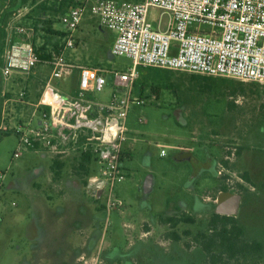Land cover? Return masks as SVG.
<instances>
[{"label": "rangeland", "instance_id": "1", "mask_svg": "<svg viewBox=\"0 0 264 264\" xmlns=\"http://www.w3.org/2000/svg\"><path fill=\"white\" fill-rule=\"evenodd\" d=\"M57 1L27 0L9 16V28L0 36V55L12 42H31L37 48L50 45L51 36L40 26L45 20L49 22L45 27L58 32L63 28L61 14L53 11ZM11 2L0 0V13ZM160 13L149 9L147 18L153 27L159 19L165 26L168 16ZM96 22L84 13L79 24L82 31L74 35L80 37L94 29L96 38L93 32L82 37L87 45L74 54L68 51L67 56H75L86 67L127 71L130 59L109 55L115 33L98 29ZM16 28H23L24 33H16ZM196 28L209 30L205 25ZM44 66L39 64L32 74L13 75L9 80L0 76V264H199L205 255L191 236L205 231L223 187L240 196L236 220L244 238L263 240L264 84L137 67L132 96L144 102L129 105L124 145L130 157L123 161L124 180L112 190L117 205L108 209L105 197L96 199L95 189L82 183L85 176L75 172L76 154L65 156L59 177L49 170L50 156L24 151L13 158L18 142L13 130L24 125L31 111L25 105L29 93L37 98L44 90L40 82H31L34 73L43 72L46 79L50 69ZM73 79L54 80L52 85L70 92ZM105 79L103 90L93 95L96 101H107L114 88L112 78L105 75ZM228 147H235L236 152L225 161ZM87 168L89 174H99L94 162ZM75 175L79 190L67 184ZM147 177L150 191L144 194L142 184ZM26 187L38 196L42 208L58 214L55 219L61 234L57 232L59 243L51 252L40 253V246L33 242L36 221L34 216L31 219L28 200L34 195ZM180 202L186 203L184 210ZM76 212L85 216L76 219ZM180 212L193 216L195 223L179 224L175 231L180 240L175 242L164 236L169 229L158 218ZM82 224L88 225L83 235L68 230ZM186 231L190 236L184 235ZM62 239L68 247L61 245ZM83 239L88 246L81 247Z\"/></svg>", "mask_w": 264, "mask_h": 264}, {"label": "built area", "instance_id": "2", "mask_svg": "<svg viewBox=\"0 0 264 264\" xmlns=\"http://www.w3.org/2000/svg\"><path fill=\"white\" fill-rule=\"evenodd\" d=\"M149 9L168 16L165 26L159 19L153 27L147 18ZM84 13L115 33L110 55L130 59L127 71H105L67 60L66 51L77 45L74 34ZM59 22L63 36L47 52L48 58L41 59L30 42H12L3 51L0 76L4 80L29 74L39 64L50 68L39 102L45 109L34 126L14 128L18 142L13 158L24 151L53 157L90 154L99 174L92 173L87 182L95 189L96 199L105 197L108 209L117 205L114 185L125 178L123 145L129 105L144 102L132 96L137 67L264 84V0H79L60 15ZM201 25L209 30L196 28ZM16 33L24 29L16 28ZM75 70L78 81L72 94L52 87V81L67 79ZM105 75L112 78L114 88L107 101H96L93 95L103 90ZM227 151L225 161L234 157L236 148Z\"/></svg>", "mask_w": 264, "mask_h": 264}, {"label": "trees", "instance_id": "3", "mask_svg": "<svg viewBox=\"0 0 264 264\" xmlns=\"http://www.w3.org/2000/svg\"><path fill=\"white\" fill-rule=\"evenodd\" d=\"M10 5L6 6L2 14H0V36L5 35L6 20L27 0H10ZM36 1V0H32ZM79 4V0H58L57 5L53 8L58 14H64L69 8ZM41 9L45 11V5H41ZM48 21L43 20L40 27L44 33H46L50 40L56 41L63 36L61 31H55L51 27H45ZM55 46V45H54ZM41 59L48 58L45 45L36 49ZM157 68H154L156 70ZM157 97L158 93L156 89L151 90ZM142 90H140L139 96ZM9 133L3 136H8ZM93 162V158L90 154H81L78 160V166L75 168L76 172L80 176H87L89 173L87 165ZM54 168L57 171L53 172L54 177L59 176L58 170L62 167H57V162L53 160ZM244 179L249 181L247 175L244 174ZM261 188L264 189V182L261 184ZM228 190L222 188L221 193H226ZM158 222L162 226L168 227L169 231L164 234L168 239L175 242L180 240V235L175 231L179 224H194L195 219L193 216L180 212L167 217H159ZM185 236H190L189 232H184ZM192 242L198 246L205 255V260L199 264H264V233L263 240H248L244 238V231L238 224L236 217L225 216L217 213H213L206 224L205 231L197 232L191 236ZM187 248L189 247L186 244ZM196 264V263H190Z\"/></svg>", "mask_w": 264, "mask_h": 264}, {"label": "crops", "instance_id": "4", "mask_svg": "<svg viewBox=\"0 0 264 264\" xmlns=\"http://www.w3.org/2000/svg\"><path fill=\"white\" fill-rule=\"evenodd\" d=\"M6 8V7H5ZM4 8V9H5ZM2 12H3V10L1 11V13L0 14H2ZM89 15V14H88ZM90 16V15H89ZM90 18H92L91 16H90ZM96 20V19H95ZM97 21V20H96ZM7 24V23H6ZM96 25H97V28L98 29H100V30H102V31H107V30H105L104 28H102L99 24H98V21L96 22ZM6 28H9V26H8V24H7V27ZM78 29L80 30V32L82 31V29L81 28H79V26H78ZM77 29V30H78ZM60 31H62V29L60 30ZM77 32V31H76ZM91 32H93L94 33V37L96 38V35H95V31H94V29H92V30H90V31H88V32H86L87 34L86 35H80V37L79 36H76V39H77V45H76V47H75V49H73V50H68V51H70L71 52V54L73 53H75L76 52V50L77 49H79L80 47H81V49L83 48V47H85L86 45H87V43L86 42H84L83 41V43H82V37H86L88 34H90ZM114 37H115V35L113 36V40H114ZM113 40H112V43H113ZM50 45H45V48H46V50H47V52L48 53H50L52 50H54L53 48L55 47V46H58L59 45V43H60V41L59 40H57L56 41V44H55V39H53V40H50ZM31 43V42H30ZM112 43L110 44V49H111V46H112ZM32 44V43H31ZM33 45V44H32ZM55 45V46H54ZM34 46V45H33ZM34 48L35 49H37V47H35L34 46ZM110 49H109V51H110ZM3 51H4V49L2 50V52H1V55H0V59H1V62H2V54H3ZM68 51H66V53L68 52ZM65 53V55H66V58H67V60L69 61V62H71V63H73V64H75V65H80V66H84V65H82V64H79V63H77L78 61V59L75 57V56H73L72 57V59H70L69 58V56H67V54ZM109 55H110V52H109ZM0 65H1V63H0ZM41 65H43L44 66V64H41ZM44 67H47L46 65L44 66ZM49 68V67H48ZM50 69V68H49ZM42 71V70H41ZM34 73V72H33ZM31 74H32V72H31ZM49 75H50V70H49V73H48V76L46 77V79H45V77H44V73L43 72H40V73H34L33 74V78L31 79V82H33V84L34 83H39V84H42V86H44V90L42 91V93H40L39 95H37V98H35L34 96H33V92L31 91L30 93H29V95H28V100H27V102H25L26 104V106H28L29 107V109L31 110V111H29V113L28 114H26V118L28 119H25V121H23L22 122V124H27V123H30L32 126H34L37 122H38V118H39V114H40V112H41V110H43V109H45L43 106H40V104H39V102H40V100H41V97H42V94L44 93V91H45V88H46V85H47V83L49 82ZM20 76V75H19ZM74 77V79H73V81H74V87H72V89H71V91L70 92H68V91H66L65 90V92L61 89H59L57 86H55V85H52V87H54L55 89H57V90H59L61 93H63V94H72L74 91H75V88H76V85H77V81H78V72H77V70H75L74 72H72V74H71V76L70 77ZM70 77H68V78H70ZM67 78V79H68ZM38 81V82H37ZM52 83V82H51ZM25 96H26V93H25ZM27 97V96H26ZM32 152H35V153H38V154H40L41 156H45V155H47V156H50V160H51V162H50V166H49V170L51 171V173L52 174H54L53 172H55V171H57V168L56 169H52V167L54 168V165H53V160H55V162H57L56 163V165H58L57 167H62L63 168V166H64V159H65V157H53V156H51L50 154H48V153H43V152H38V151H32ZM123 152H124V154H125V159L126 158H129L130 157V152H129V148H128V146H125V145H123ZM72 155V154H71ZM77 155V154H76ZM77 157H78V159H77V162H78V160H79V156L77 155ZM77 166H78V164H77ZM61 168V169H62ZM76 168V167H75ZM61 169L60 170H58V172H59V175H60V171H61ZM39 172V170H36V173H38ZM75 172H76V170H75ZM91 176V174H89V175H87V176H85V178L84 179H82V183L83 184H87V186H86V188L87 189H92V186L91 185H89V183L87 182V180L89 179V177ZM59 177V176H58ZM74 179L73 180H71V182H67V184L68 185H71V187L72 188H75L76 190H79V181L77 180V175H75L74 177H73ZM144 183V182H143ZM65 184H66V182H65ZM142 186H143V184H142ZM10 187V186H9ZM28 189V190H27ZM26 190L28 191V193L29 192H31V195H34V194H32V189L31 188H28V187H26ZM194 196V195H193ZM36 197H38L37 195H34L33 197L31 196V198L28 200L29 201V204H30V206H31V210H32V212H31V219H33V216L35 217V229H36V232H35V236H34V243H37V245L38 246H40L39 248H40V253H43V251L44 250H48L49 249V251L48 252H51L52 251V247H54V246H57L58 245V240H57V234L58 233H60V232H58L57 231V227H58V223H57V221H58V219L56 220L55 218V216L56 215H58V214H52V213H50V212H48L47 210H45V208H42L43 206L42 205H39V203H38V201H37V198ZM195 199V198H194ZM82 202L83 201H81V203L80 202H78L80 205V207L82 208ZM179 206H180V208L181 209H185V205H186V203L185 202H180L179 204H178ZM167 214H171V213H167ZM74 216V218H76V219H82V217H84L85 215H82V214H78L77 212L76 213H74L73 214ZM67 216V215H66ZM61 219H62V217H61ZM52 220H56L55 222H52ZM32 221V220H31ZM87 228H88V225H86V224H82V225H80V226H78L77 228H75L74 230L73 229H69L68 228V230L69 231H71V232H75V233H77L78 235H83L84 234V232H86L87 231ZM58 232V233H57ZM61 234V233H60ZM29 238V237H28ZM59 241H61L60 243H61V245L62 246H67L68 247V243H66V241H64L63 239L62 240H59ZM80 245H81V247H86V246H88L89 244H88V242H86L84 239L82 240V241H80ZM45 253H47V252H45Z\"/></svg>", "mask_w": 264, "mask_h": 264}, {"label": "water", "instance_id": "5", "mask_svg": "<svg viewBox=\"0 0 264 264\" xmlns=\"http://www.w3.org/2000/svg\"><path fill=\"white\" fill-rule=\"evenodd\" d=\"M144 194L150 191V177H147L142 186ZM240 196L233 193H221L216 200L215 213L225 216H234L238 212Z\"/></svg>", "mask_w": 264, "mask_h": 264}]
</instances>
